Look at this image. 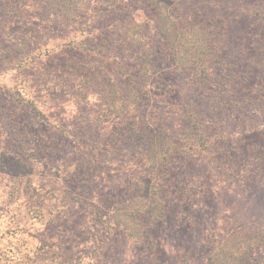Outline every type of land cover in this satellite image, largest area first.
<instances>
[{"label": "trees", "instance_id": "1", "mask_svg": "<svg viewBox=\"0 0 264 264\" xmlns=\"http://www.w3.org/2000/svg\"><path fill=\"white\" fill-rule=\"evenodd\" d=\"M217 5L216 0H0V168L8 173L0 217L7 233L19 230L38 240L33 249L18 248L10 264H65L51 257L62 245L50 238L53 219L47 231L40 218L49 221L40 209V187L54 182L52 176L45 184L34 177L45 171L29 160V149L39 155L44 136L39 126L32 128L31 117H49L47 142L68 149L49 147L55 154L45 153L42 164L72 159L70 175L79 168L90 172L91 182L112 203L86 213L88 224L105 228L106 237L118 226L144 255L155 252L153 226L167 209L164 175L178 169L180 159L204 158L225 138L220 113L229 116L228 125L258 109V129L264 128V100H253L264 94V85L250 87L264 76V52L242 48L263 44L264 36L252 43L236 16L253 15L262 25L264 7L257 14L251 8L232 14L226 4ZM256 29H247L252 40ZM64 97L76 112H85L70 125L72 117L60 110ZM55 112L62 115L53 121ZM51 209L49 215L62 218ZM70 214L66 219H74ZM81 235L79 243L66 244L67 264H98L96 254L83 252L93 241L91 232ZM236 238L229 234L218 244V262L240 263ZM0 264H8L4 254Z\"/></svg>", "mask_w": 264, "mask_h": 264}, {"label": "rangeland", "instance_id": "2", "mask_svg": "<svg viewBox=\"0 0 264 264\" xmlns=\"http://www.w3.org/2000/svg\"><path fill=\"white\" fill-rule=\"evenodd\" d=\"M216 1L218 2L216 9H222L221 6L226 4L227 9L229 7L226 12L232 14L238 10H242L243 13L248 10L247 8H251L252 14H257V10L264 7V0ZM236 16L245 22L242 25H246V37L252 43L259 42L264 36V23L255 24L254 19L257 17L253 15ZM256 27L259 29H256L255 33H259L260 36L253 33L257 37L252 40L248 30L253 31ZM260 45H251V48L247 45L242 48H249L252 52L261 49L260 54H263L264 43ZM260 85H264L263 75L251 83L250 87L254 89V86L257 88ZM259 98L264 100V94H254L253 100L258 101ZM60 100H65L60 110H64L72 117L69 125L74 123L78 115L85 114L76 112L69 98L64 97ZM234 112L232 110L231 117ZM258 114V109H253L252 117L247 119L241 117L227 125L226 120L229 121V116H221L220 113L218 122L225 132V138L209 150L210 154H206L204 158L197 156V160L193 157L190 161L180 159L176 165L178 169L167 171L164 175L165 187L162 190L167 209L165 215L153 226L157 232V247L150 255H144L127 240L126 236H122L118 226L111 229L106 237L105 228L101 231L95 224H88L84 218L86 213L92 210L97 213L100 208L106 210V206H111L112 203L101 194L102 186L97 187L93 181L91 182L90 172L79 168L75 176L70 175L75 165L72 159H66L64 163L57 162L55 165L42 164L41 160H44L45 153L55 154L49 147L54 146L55 150L62 153L68 149L63 147V143L60 145L56 143V147L47 142L48 137L45 133L52 131V121L49 117L39 118L37 121L31 117L29 122L33 124L32 128L39 126L37 131L43 132L44 136L42 141L40 140L42 146L39 147V155L33 153L37 151L35 147L29 149L31 152L29 160L37 162L41 172L45 171L36 172L34 177H39L42 180L41 184H45L48 183V177L52 176L54 182L53 186H45L44 190L40 187L38 195L42 204L40 209L44 215L49 216L47 221L39 215L45 223L44 229L47 230L50 220L53 219L49 224L50 238L56 240L58 238L55 244L62 242L58 255L51 253V257H56L67 264L70 256L65 253L66 244L79 243L85 238L81 232L88 233L89 230L93 241L83 252L84 255L96 254L98 264H223L216 260L217 246L222 240L227 239L229 234H235L238 250L235 248L233 250L241 252V256H238L241 260L240 263L239 260L237 263H231L264 264V128L258 129L262 126L257 124V118H262ZM61 115V112H55L53 121L54 117ZM37 142L39 145L40 142L38 140ZM184 151L181 152L183 156ZM57 158H60V155ZM7 174L6 168H0L2 178L0 193L5 187L3 179ZM121 182L122 180H119L117 183ZM77 199H80V202L77 205L72 204ZM59 200L62 202H58ZM82 200L85 201L84 204ZM49 209L61 211L62 218L56 219L55 216L49 215ZM67 212L71 213V216L74 213V219L70 217L69 220L66 219ZM5 223V217H0V254H4L10 264L11 260L18 258L20 254L17 252H20V249H24V246L33 249L37 247L38 240L31 238L27 232L19 233V230L7 233ZM84 224L86 229L82 226ZM36 225L40 226L38 223ZM87 225H92L93 228L90 229ZM45 244L51 245L52 241L45 239ZM44 256L47 257L43 255L42 258Z\"/></svg>", "mask_w": 264, "mask_h": 264}]
</instances>
